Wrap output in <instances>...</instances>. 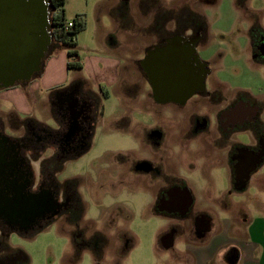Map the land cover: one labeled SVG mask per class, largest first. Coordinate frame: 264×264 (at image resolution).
I'll return each instance as SVG.
<instances>
[{
	"label": "flooded vegetation",
	"instance_id": "af4514ba",
	"mask_svg": "<svg viewBox=\"0 0 264 264\" xmlns=\"http://www.w3.org/2000/svg\"><path fill=\"white\" fill-rule=\"evenodd\" d=\"M157 1H136L139 11L150 8L151 32L168 43V57L137 60L151 85L153 102L141 108L143 117L137 121L139 154L129 162L128 170L137 174L138 185L155 191L152 211L172 223L179 222L162 234L165 248H172L177 239L186 240L195 249L203 248L213 219L195 209L193 190L222 184L218 171L226 173V182L235 191L249 187L254 173L264 166L262 109L246 96L228 95L217 87L208 90L212 71L199 53L207 35L205 16L183 4L179 8L186 14L174 18L176 6ZM128 5L130 0H117L122 18H127ZM166 23L173 26L169 33L164 32ZM250 38L253 57L264 62V27L257 23L250 30ZM52 95L58 130L15 111L6 118L0 112V264L28 262L22 250L9 244L10 234L33 235L62 215L76 226L74 243L78 250L105 251L107 237L103 232L80 231L84 208L75 180H57L64 160L57 170L53 168L57 160L80 156L89 149L100 100L81 88L80 82ZM0 102L4 100L0 98ZM7 127L21 133L10 134ZM246 134L251 138L249 143L239 139ZM127 159L119 155L117 164ZM34 160L40 161L38 172L32 165ZM232 246L227 247L224 264H233Z\"/></svg>",
	"mask_w": 264,
	"mask_h": 264
},
{
	"label": "rangeland",
	"instance_id": "374dc122",
	"mask_svg": "<svg viewBox=\"0 0 264 264\" xmlns=\"http://www.w3.org/2000/svg\"><path fill=\"white\" fill-rule=\"evenodd\" d=\"M136 1H130L125 21L117 12L116 0H66V20L72 21L78 14H83L86 20L85 30L77 34L79 55L72 59L64 48L54 49L49 54L52 57L46 58L43 71L34 78L40 79L44 75V78L50 79L49 82H53L60 79L61 72L65 70L69 82L79 77L100 100L101 109L89 149L80 156L57 160L53 168L57 170L64 160L57 180L61 183L75 180L76 192L84 208L80 231L95 229L103 232L107 237L105 251L100 254L87 248L78 250L74 243L76 226L67 220L66 215H62L33 235L10 234L9 244L27 255L26 264H198V249H193V245L186 240L177 239L170 249L162 244V234L179 222L172 223L171 219L152 211L155 191L138 185L137 174L128 170L129 162L137 157V152L139 154L137 121L143 117L140 116L141 108L153 102L150 84L137 60L131 57L137 53L139 38L148 39L151 36L150 24L153 21L150 8L139 11ZM162 1L169 7L176 6L172 11L174 18L186 14L187 11L182 12L179 8L183 4L205 16L207 35L199 53L212 71L208 90L217 87L232 96L250 90H264V62L253 57L250 38V30L257 23L264 27V0ZM129 21L134 29H123L131 26L127 24ZM60 52L65 56L60 57L64 58V70H61V60H56L59 57H55ZM111 55L119 57H109ZM68 62H79L82 68L68 69ZM116 64L121 65V82L113 87L107 86L102 74L106 73L109 65ZM102 88L107 90L108 95L103 94ZM52 90L40 89L37 97H32L28 107L20 114L58 130L59 122L51 105ZM12 109L11 103L0 102L4 118L15 114L14 109L10 111ZM6 131L13 135L21 133L8 127ZM239 139L251 142L247 134ZM119 155L127 156L129 160L118 165ZM32 165L38 172L40 161L34 160ZM217 175L222 184L216 188L197 186L193 190L197 198L195 209L214 219L216 225L220 224L215 230L218 233L226 231L229 241L245 238L254 218L256 227L261 222L259 219L264 218L261 176H256V182H251L245 191H235L227 184L225 172L218 171ZM224 203L227 207L222 206ZM221 241V236H216L211 250ZM230 249L235 255L232 262L239 261L235 245ZM228 251L223 250L220 258L216 255L212 264L226 263L225 253Z\"/></svg>",
	"mask_w": 264,
	"mask_h": 264
},
{
	"label": "crops",
	"instance_id": "0c3cea01",
	"mask_svg": "<svg viewBox=\"0 0 264 264\" xmlns=\"http://www.w3.org/2000/svg\"><path fill=\"white\" fill-rule=\"evenodd\" d=\"M131 1V0H130ZM117 3V0H116ZM127 16V15H126ZM125 16V17H126ZM129 16V15H128ZM128 18V17H127ZM127 18H123V20H127ZM130 20V19H129ZM127 24L131 25L130 27H126L123 29H134L132 26V23L129 21ZM171 23H166L164 24V32L169 33L173 30V26H170ZM150 35L148 39L146 38H139L140 42L137 45V53H134L131 57H133L134 61L140 59L139 57H168L166 54V49L168 46V43L164 41H160L156 36V34L152 31L150 32ZM87 48L84 47V50L86 53H89ZM66 52V51H65ZM67 54V52H66ZM52 57V56H48ZM55 57H59L58 61L61 60L60 66L61 70H64V58L60 57H65L64 53H59ZM109 57H119L115 55H111ZM46 63V61H45ZM44 63V65H45ZM43 65V69H44ZM49 66V64H48ZM105 68H107L105 66ZM121 65L116 64L114 66L109 65V67L106 70V73L102 74L105 80V83L107 86H116L121 82ZM42 69V71H43ZM212 75V73H211ZM209 76V78L211 77ZM46 77V76H45ZM208 78V79H209ZM50 79L43 78L41 77L40 79L36 80H31L26 87L22 85H17L14 86L10 89H5L0 92V98L4 100V102H9L13 105V109L15 112L20 113L21 111H25V108L28 107L30 104V101L32 100V97L35 98L37 97V94L39 93L40 89H54L52 90L54 93L56 91H60L75 82H80L81 83V88H83L85 91H89L87 87L86 82L79 80V77L75 81L69 82L68 75H65V70L64 72H61L60 79H57L53 82H49ZM153 84L152 82H150ZM100 86V85H99ZM151 86V85H150ZM101 87V86H100ZM103 91H105L108 95L107 90L105 88H102ZM151 90H149L150 92ZM50 93V94H51ZM238 96H246L248 99L254 100L259 103V106L261 107V118L264 121V99L263 100H258L260 97H264V90H261V92H256L254 90H250L248 93H239ZM12 109V110H13ZM256 176H261V186L264 187V166L259 168L257 172L254 173L251 182H256ZM250 182V183H251ZM260 188V186L255 185ZM241 191V190H238ZM256 218L252 221V224L250 228L247 231L245 238H238L235 241L231 240L229 241V237L226 235V231L222 230L221 232H217V226L215 224V221L213 219V223L211 224L210 230L207 232L206 237L204 238V245L203 249L202 248H197V254L198 257L196 261L198 260V264H212L213 261H215L216 255L221 257V253L223 250H227V247L230 245H235V249L237 252H239V255L237 256V260L239 261H234L233 264H264V218L259 219L261 222H259V226L256 227ZM263 220V221H262ZM216 229V230H215ZM217 233H216V232ZM224 231V232H223ZM218 236L222 238V241L219 242L216 247H214L211 250V245L213 243V240L215 237ZM226 236V237H225ZM225 237V238H224ZM226 239V241H223ZM192 243V242H191ZM194 249V248H193ZM218 261V260H217Z\"/></svg>",
	"mask_w": 264,
	"mask_h": 264
},
{
	"label": "water",
	"instance_id": "95a60500",
	"mask_svg": "<svg viewBox=\"0 0 264 264\" xmlns=\"http://www.w3.org/2000/svg\"><path fill=\"white\" fill-rule=\"evenodd\" d=\"M51 10L50 0H0V90L42 72L54 43Z\"/></svg>",
	"mask_w": 264,
	"mask_h": 264
},
{
	"label": "trees",
	"instance_id": "16d2710c",
	"mask_svg": "<svg viewBox=\"0 0 264 264\" xmlns=\"http://www.w3.org/2000/svg\"><path fill=\"white\" fill-rule=\"evenodd\" d=\"M51 3V24L52 28V36L54 43L52 45V52L56 48H64L67 51L68 57L75 59L79 55V51L77 49V34L86 28V20L83 14H78L72 20L74 25L65 30L66 20L65 16V5L66 0H50ZM72 68H82L79 62H68V69ZM103 94L107 93L103 91Z\"/></svg>",
	"mask_w": 264,
	"mask_h": 264
},
{
	"label": "built area",
	"instance_id": "2783aa9c",
	"mask_svg": "<svg viewBox=\"0 0 264 264\" xmlns=\"http://www.w3.org/2000/svg\"><path fill=\"white\" fill-rule=\"evenodd\" d=\"M73 25H74V22H73V21H68V22L66 23L65 30L70 29Z\"/></svg>",
	"mask_w": 264,
	"mask_h": 264
}]
</instances>
